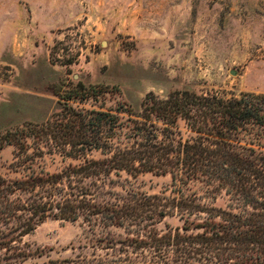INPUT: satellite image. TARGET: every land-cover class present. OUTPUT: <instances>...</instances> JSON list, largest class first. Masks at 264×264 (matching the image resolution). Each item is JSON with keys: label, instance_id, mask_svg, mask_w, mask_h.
Here are the masks:
<instances>
[{"label": "trees", "instance_id": "1", "mask_svg": "<svg viewBox=\"0 0 264 264\" xmlns=\"http://www.w3.org/2000/svg\"><path fill=\"white\" fill-rule=\"evenodd\" d=\"M100 89L78 80L46 123L0 133L24 173L0 175V264H264V94L185 88L149 92L137 109L70 103ZM53 144L79 162L36 172ZM147 172L170 180L141 191L134 181ZM50 218L81 222L90 254L39 260L24 238Z\"/></svg>", "mask_w": 264, "mask_h": 264}, {"label": "rangeland", "instance_id": "2", "mask_svg": "<svg viewBox=\"0 0 264 264\" xmlns=\"http://www.w3.org/2000/svg\"><path fill=\"white\" fill-rule=\"evenodd\" d=\"M78 80L102 88L70 101L86 110L125 102L137 109L149 92L185 88L264 94V0H0V133L46 123ZM29 144L33 152L37 144ZM54 145L43 147L36 172L79 162L53 153ZM17 152L0 151V175H24ZM169 180L147 172L134 184L157 193ZM24 241L43 251L41 261L90 254L86 242H94L81 222L55 218Z\"/></svg>", "mask_w": 264, "mask_h": 264}]
</instances>
